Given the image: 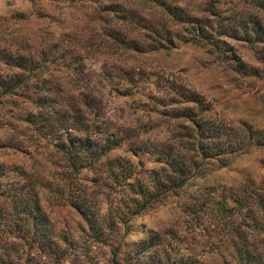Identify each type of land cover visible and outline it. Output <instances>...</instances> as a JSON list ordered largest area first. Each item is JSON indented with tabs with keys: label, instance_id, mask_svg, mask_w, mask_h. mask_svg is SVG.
I'll return each mask as SVG.
<instances>
[{
	"label": "rangeland",
	"instance_id": "rangeland-1",
	"mask_svg": "<svg viewBox=\"0 0 264 264\" xmlns=\"http://www.w3.org/2000/svg\"><path fill=\"white\" fill-rule=\"evenodd\" d=\"M169 1L197 24L221 25L220 53L187 41L190 31L151 0H0V143L10 145L0 147L2 181L36 193L45 241L59 252L40 257L33 248L29 264H114L113 251L126 264L142 244L153 263L168 256L179 264H264V43L237 32L255 16L264 25V12L256 0H217L213 16L204 0ZM165 29L170 43L149 48ZM11 83L19 88L2 94ZM184 89L200 99L193 105L198 119L215 134L242 138L244 150L201 158L189 145L175 146L173 156L194 159L185 181L129 214L121 203L131 190L122 168L130 165L135 178L152 185L150 171L159 164L156 152L133 154L127 144L152 149L186 133L189 121L168 112L176 107L170 96L181 101ZM68 107L93 125L89 133L123 141L77 175L52 146L73 113ZM75 185L85 187L102 223L123 215L107 241L88 237L66 200ZM152 233L157 243H139ZM10 240V256L23 258L26 246Z\"/></svg>",
	"mask_w": 264,
	"mask_h": 264
},
{
	"label": "trees",
	"instance_id": "trees-1",
	"mask_svg": "<svg viewBox=\"0 0 264 264\" xmlns=\"http://www.w3.org/2000/svg\"><path fill=\"white\" fill-rule=\"evenodd\" d=\"M151 1L159 6L161 12H163L165 17H168L172 24L182 27L185 31H190L187 41L211 47L220 53L218 42L221 39L219 38L221 35H225V31H222L220 24L215 29H211L210 25L205 23L197 24L191 17L181 14L176 4L171 3L169 0ZM216 3L217 0H204V11L212 16L215 15V12L218 11ZM255 5L260 11L264 12V0H256ZM241 22L243 26L237 31L240 36L250 38L252 42L264 43V25L258 17L255 16L254 19ZM207 29L212 31H207ZM163 34L162 40L161 38L154 40L153 45L148 44L149 48H161L164 44L170 43L171 35L169 31L165 29ZM215 39L218 40L217 44L214 43ZM259 58L264 62V55L259 56ZM17 88H19L18 85L7 84L2 87L1 93L12 94ZM177 94L181 101L169 95V101L175 104L176 107L169 109L168 112L171 118H182L189 121L191 125L186 130V133L178 135L176 140L166 139L165 142L160 141V143L150 144L153 151L145 147V143L141 141L137 143L136 141H129L127 144V149L133 154L141 150L148 153L156 152L159 164L158 168L150 171L151 180L153 179L151 181L152 185L143 183L138 177L135 178L137 171H133L130 165L126 169L122 168V172H125L123 178L128 180L127 182L125 181V185L131 187V190L124 196L126 200L121 201V203L129 214L137 213L144 208L147 202L159 200L158 198H161V194L164 192H176L185 181L187 172L192 166L194 159L192 157L186 158L179 153L173 156L170 152L175 146L185 149L189 145L194 153L201 158H211L219 154L239 153L244 150L242 138L231 139L227 132H225V135L224 133L215 134L209 126H205V121L198 119L199 115L197 114H200V112L194 109L193 105L200 106V99L195 92L184 89V91L181 90ZM71 111H73L71 117L62 122L63 137L52 146L56 148L55 151L60 153L64 166L68 170L67 172L77 175L81 169H93V165H95V161L100 155L120 147L123 141L120 137L110 133L99 137H96L93 132L89 133L88 129L93 125L83 121L78 107L76 109L68 107L65 113L67 114ZM95 127L97 128L98 126L95 125ZM73 131L78 132L79 135L76 136L72 133ZM217 137L219 139L216 140ZM2 146L10 145L9 143H0V147ZM2 170L3 168L0 167V249L2 251L0 253V264H29V256L32 254L31 249L33 248L40 257L49 254L56 256L59 252L56 249H52L54 244L46 243L45 241L47 232L41 222V219H44L45 216L38 204L36 193L28 194L26 191L22 192L21 187L14 182L4 183L2 181ZM78 185L71 188L66 200L84 222L87 236L94 241H107V236L112 234L111 225L121 221L123 215L114 213L110 223H102L103 219H100L97 215L96 207L90 201V195L84 193L85 187H79ZM108 202L111 204L112 201L108 200ZM221 204L222 210H229L225 205V200L221 201ZM155 235L157 234L152 233L147 240L139 243H157L158 236ZM10 239L18 240L22 245L26 246L25 250L23 249L24 251H22L23 258H19V253L15 254V261L14 257L10 256L8 252L10 245L4 246V243H12ZM147 248V244H142L133 252H128L126 264H179L180 260L169 259L167 258L168 256H163L164 260L160 256L159 260L153 263L148 256H144ZM115 256V251H113L111 262L118 264Z\"/></svg>",
	"mask_w": 264,
	"mask_h": 264
}]
</instances>
